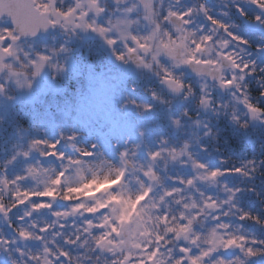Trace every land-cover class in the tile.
Wrapping results in <instances>:
<instances>
[{"label":"clouds","instance_id":"obj_1","mask_svg":"<svg viewBox=\"0 0 264 264\" xmlns=\"http://www.w3.org/2000/svg\"><path fill=\"white\" fill-rule=\"evenodd\" d=\"M33 18L0 17V264H264V0Z\"/></svg>","mask_w":264,"mask_h":264},{"label":"snow or ice","instance_id":"obj_2","mask_svg":"<svg viewBox=\"0 0 264 264\" xmlns=\"http://www.w3.org/2000/svg\"><path fill=\"white\" fill-rule=\"evenodd\" d=\"M33 3L34 0H0V17L7 16L22 33L26 34L34 26ZM8 35L15 39L10 31ZM6 51L10 52L11 49Z\"/></svg>","mask_w":264,"mask_h":264},{"label":"rangeland","instance_id":"obj_3","mask_svg":"<svg viewBox=\"0 0 264 264\" xmlns=\"http://www.w3.org/2000/svg\"><path fill=\"white\" fill-rule=\"evenodd\" d=\"M132 124L133 123L130 120H128L127 118H123L116 124V126L110 127L107 124L101 123L100 118H99V121L92 123V125L88 129H86V127L84 128L82 124L81 125L83 127V130L87 132L89 137L95 136L99 138L100 140L107 142L113 136L122 134V133H119L118 131H126V130L127 131L129 130L130 132L133 131L134 129H133Z\"/></svg>","mask_w":264,"mask_h":264},{"label":"trees","instance_id":"obj_4","mask_svg":"<svg viewBox=\"0 0 264 264\" xmlns=\"http://www.w3.org/2000/svg\"><path fill=\"white\" fill-rule=\"evenodd\" d=\"M99 121V117H97V119L95 120V121H93V120H84L81 116H79V115H75L74 116V122L75 123H78V124H82L83 126H84V128L86 127V129H88V128H90V126L92 125V123H94V122H98ZM132 126H133V129L136 127V125L135 124H132ZM129 131V130H128ZM127 130L126 131H118L119 133H124V132H128ZM130 132V131H129ZM247 204H248V206H250V207H255V205H254V202H252L251 200H248L247 201Z\"/></svg>","mask_w":264,"mask_h":264},{"label":"flooded vegetation","instance_id":"obj_5","mask_svg":"<svg viewBox=\"0 0 264 264\" xmlns=\"http://www.w3.org/2000/svg\"><path fill=\"white\" fill-rule=\"evenodd\" d=\"M248 34H252L251 32H249Z\"/></svg>","mask_w":264,"mask_h":264}]
</instances>
